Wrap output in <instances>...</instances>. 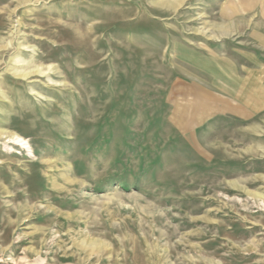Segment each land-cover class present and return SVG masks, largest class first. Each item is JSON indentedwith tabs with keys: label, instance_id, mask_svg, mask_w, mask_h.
Here are the masks:
<instances>
[{
	"label": "rangeland",
	"instance_id": "obj_1",
	"mask_svg": "<svg viewBox=\"0 0 264 264\" xmlns=\"http://www.w3.org/2000/svg\"><path fill=\"white\" fill-rule=\"evenodd\" d=\"M0 264H264V0H0Z\"/></svg>",
	"mask_w": 264,
	"mask_h": 264
},
{
	"label": "bare ground",
	"instance_id": "obj_2",
	"mask_svg": "<svg viewBox=\"0 0 264 264\" xmlns=\"http://www.w3.org/2000/svg\"><path fill=\"white\" fill-rule=\"evenodd\" d=\"M9 71H10V70H9ZM14 73H16V72H14ZM19 75H20V74H19ZM25 75H26V74H25ZM10 137H11V136H10ZM12 138L18 140L17 136L12 135ZM19 142H21V141H19Z\"/></svg>",
	"mask_w": 264,
	"mask_h": 264
},
{
	"label": "crops",
	"instance_id": "obj_3",
	"mask_svg": "<svg viewBox=\"0 0 264 264\" xmlns=\"http://www.w3.org/2000/svg\"><path fill=\"white\" fill-rule=\"evenodd\" d=\"M249 1H252V0H249ZM254 1V0H253Z\"/></svg>",
	"mask_w": 264,
	"mask_h": 264
}]
</instances>
